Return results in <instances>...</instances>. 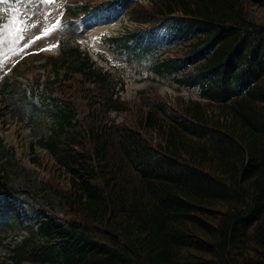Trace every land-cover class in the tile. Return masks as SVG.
<instances>
[{
	"label": "trees",
	"instance_id": "16d2710c",
	"mask_svg": "<svg viewBox=\"0 0 264 264\" xmlns=\"http://www.w3.org/2000/svg\"><path fill=\"white\" fill-rule=\"evenodd\" d=\"M117 4L133 22L165 31L108 42L151 59L168 36L180 48L156 73L197 88L204 103L153 99L116 124L108 114L132 108L120 100L121 81L77 46L63 50L51 72L79 78L87 112L53 87L40 99L53 129L39 145L55 162L54 179H65L51 192L66 218L51 212L33 222L11 264H264V23L248 13L264 0ZM8 183L0 167V194Z\"/></svg>",
	"mask_w": 264,
	"mask_h": 264
},
{
	"label": "rangeland",
	"instance_id": "374dc122",
	"mask_svg": "<svg viewBox=\"0 0 264 264\" xmlns=\"http://www.w3.org/2000/svg\"><path fill=\"white\" fill-rule=\"evenodd\" d=\"M104 1L0 0V166L9 180L8 188L21 193L16 204L25 216L18 222L5 211L0 217V264H11L10 249L36 230L31 223L41 216L53 212L59 219L66 218L65 207L51 192L52 187L65 189V179H54L55 162L39 145L53 129L49 108L40 104L39 95H53L57 88L55 95L71 99L80 116L87 112L79 100L87 95L79 78L65 75L63 68L57 78L51 72L50 58L57 56L61 47L65 50L79 45L99 67L121 81L120 99L134 110L110 112L108 120L116 124L130 123L141 105L153 99L166 102L168 107L176 103L177 97L204 103L197 88L187 89L173 76L155 71L159 61L177 56L178 47L163 43L153 58L137 59L107 42L108 38L137 32L145 26L131 22L128 14L105 10L101 5ZM138 1L148 5V0ZM86 4L88 15L73 17L65 13L68 8L76 12ZM248 13L251 21L264 23V9L251 7ZM6 82L10 88H5ZM35 89L43 94L32 96Z\"/></svg>",
	"mask_w": 264,
	"mask_h": 264
}]
</instances>
